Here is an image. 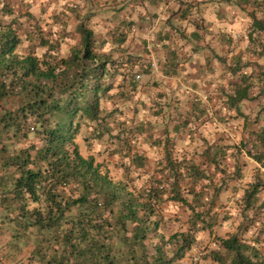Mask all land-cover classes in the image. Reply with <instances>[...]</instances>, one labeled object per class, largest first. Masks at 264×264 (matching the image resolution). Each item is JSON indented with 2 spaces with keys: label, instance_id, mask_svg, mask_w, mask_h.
Wrapping results in <instances>:
<instances>
[{
  "label": "trees",
  "instance_id": "obj_1",
  "mask_svg": "<svg viewBox=\"0 0 264 264\" xmlns=\"http://www.w3.org/2000/svg\"><path fill=\"white\" fill-rule=\"evenodd\" d=\"M188 5L184 8L185 20H191L199 29L205 26L207 20L188 19L187 16L193 11L199 15L206 10L197 8L192 2ZM218 5V1L214 3L216 9ZM68 6L70 11L81 7L77 2ZM126 7L135 8L132 3L125 6L117 3L113 9L116 15H109L107 19L112 20V26L98 35L81 20L76 26L81 34V44L73 48L70 55L64 56L61 46H57L60 42L56 44L50 40V35L30 30L25 32V37L14 26L17 20L4 23L1 14L13 12L7 4L0 6V144L5 133L13 138H26L30 132H35L42 143L23 147L1 162L0 212L13 227L11 240L6 245L10 246L9 253L10 249L21 253L23 246L33 239L35 245L27 264H181L196 241L197 231L215 224L210 221L207 225L204 210L197 212L182 193L202 195L207 187L216 184L218 167L223 161L219 147L209 146L202 152L195 150L191 157L182 160L172 158V150L168 147L166 164L163 167L161 164L162 168H158L159 171L142 186L133 185L128 178L133 167L142 169L149 163V158L132 144L131 136L143 133L154 123L153 119L147 118L139 120L135 128L128 127L129 120L113 117L114 109L109 110L102 104L103 100L112 103L109 97L115 94H111L114 83H110L107 76L115 77L126 67L128 77L125 76L126 82L118 86L122 88L118 95L127 97L129 92L142 90L141 77L152 66L151 62L140 58L141 54L131 51L126 54L125 50L115 52L116 48H113V45H124L128 30L138 23L143 24L141 21L146 17L139 15L141 21L132 20V14L125 12ZM99 9L105 15L110 13L107 3ZM119 14L124 19L116 24L112 18ZM250 24L248 34L255 46L259 40L254 33L264 32V22L252 15ZM172 30L160 32L151 41L170 46L164 40L170 42ZM23 38L31 43L21 56L17 49ZM36 39L41 46L35 48ZM141 44L146 47L150 41L143 38ZM40 49L44 51L39 52ZM177 54L176 50H170L165 60L167 67L173 68L172 74L178 70ZM235 60V71L243 70L249 64L241 53ZM241 73L240 83L235 84V91L230 94L233 109L251 99L256 78L264 79V70ZM261 90L264 93L262 87ZM166 100L165 95L158 103ZM195 105L193 110L198 114L202 106ZM165 107L153 108V117L164 120L169 115ZM84 118L96 121L93 129L96 137L109 135L111 145H115L105 151L122 158L121 167L126 171V179H115L111 175L109 160L99 162L94 154L85 156L81 152L76 139L80 134V119ZM188 118L187 114H179V123L167 137L189 125ZM116 128H119L118 132H115ZM252 133L256 138L253 146L258 151L249 153L264 164V128ZM89 139L87 137L86 141ZM154 142L164 144L162 140L155 139ZM8 148L2 147L3 153ZM240 173L237 160L233 175L240 176ZM203 180L209 182L197 190L198 183ZM262 194L264 180L259 177L246 188L242 197L244 221L239 229L246 231L258 222H261L260 227L251 241L240 231L218 237L225 253L213 250L210 254L218 264H264ZM167 199L187 204L196 217L190 219L187 231L175 233L166 241L160 234L164 216L159 215V208ZM199 221L204 223L202 227H198ZM169 244L175 245L172 254L167 250Z\"/></svg>",
  "mask_w": 264,
  "mask_h": 264
},
{
  "label": "rangeland",
  "instance_id": "obj_2",
  "mask_svg": "<svg viewBox=\"0 0 264 264\" xmlns=\"http://www.w3.org/2000/svg\"><path fill=\"white\" fill-rule=\"evenodd\" d=\"M69 1L77 2L81 7H75V10L70 11L68 6ZM217 1L220 3L223 0H216L215 2ZM224 1L226 9L224 18L229 23V28L237 25L240 27L246 26L245 28L248 26L249 28L251 24H246L251 18L250 15L255 11L254 7H243L240 3L241 0ZM100 2H103V5H105V0H0L1 7L7 4L8 8L13 12L12 14L9 12L1 14V17L6 24L17 20L14 26L18 27L19 33L24 36L25 32L30 30L37 31V34L43 32L48 37L50 35V40L56 41V44L60 42L57 46H61V49L64 48L65 43L71 45V42L67 41V38L72 37L73 42L76 43L74 47H78L80 46L78 43L80 42L81 34L76 29V26L81 20L97 32V35L104 33L105 29L112 26V20L107 21V19H103L102 16H105V14L99 9L102 7ZM223 6L224 3L223 5H218L217 8L220 12L223 11ZM227 10H229V16ZM247 12L248 16H246ZM30 13L32 15H29ZM253 15L257 16L258 14L254 12ZM212 16H215L214 11L211 12V18ZM196 18L207 20L203 12H200L199 15L195 13L193 19ZM107 23L109 25L106 27ZM149 30V24L138 23L128 30L129 35L124 45H118L116 47L113 45V48H116L115 52L125 50L126 54L129 51L135 52L137 55L141 54L142 57L140 58L146 59L151 63L156 60L158 61V67L154 68V66H151L150 71L141 77L142 90H139L138 93L129 92L127 93V97L118 95V92L122 91V88L118 86L126 82L124 79L125 76L128 77L126 67L123 72H119L115 77L107 76L110 79L109 82L114 83L111 94H115L112 98L109 97L112 103L103 100L102 104L109 110L114 109L115 113L113 117L117 116L119 119L129 120L128 127L135 128L139 120L142 119H153L154 124L150 128H146L143 133H138L137 135L132 134L130 140L134 146L139 147V150L149 158V163L145 168L137 169L133 167L130 172V177L128 178L137 187L142 186L146 179L157 173L159 171L158 168H162L166 164L164 162L167 158L166 149L168 147L172 150V158L179 160L187 156L191 157L195 150L202 152L209 146L219 147L220 152H222L220 158L223 160L220 167H218L219 170L216 176L218 178L217 182L219 183L216 182L215 185L207 187L202 195L188 194L185 191L182 193L196 207L197 212L204 210L207 225L210 221L215 222V224L211 228L197 231L196 241L192 249L188 252L187 257L180 261L181 264H218L210 255L213 250L225 253L218 237H227L236 231H240L245 239L251 241L255 237L257 228L261 224V222H258L257 226H251L246 231L239 229V225L244 221L242 215L244 201L242 197L245 194L246 188L259 177H262L264 180V164L257 162L249 153L258 151L257 147L253 146L256 138L252 131L264 128V93L261 92L263 91L261 87L264 89V79L261 77V79L256 78L255 85L250 92L251 99H247L242 106L237 105V108L234 107V112L229 118H222V115H218L214 111H219L218 107H222L224 104V95L219 93V91L231 88L234 93L235 84L240 83L241 72L246 71L251 73L252 70H255L254 67L256 65L261 64L260 61L262 59L256 61L258 56L257 49L250 39H248V44L246 43L243 46L239 44L238 48L232 49L230 54L221 45L215 48L209 45L208 49L203 50L201 58L199 59L200 61H197L195 70H181V64L184 62H179L178 70L172 74L171 71H173V68L169 72L165 70V60L169 51L159 46L156 50V45L151 41L153 39L148 36ZM247 31L248 29L245 31L246 34ZM202 32L205 34V30ZM179 36L177 35L178 38L174 40L181 44V41H184L181 39H185L186 35L181 38ZM143 38L150 41V44L146 47L141 44ZM236 39L240 40V35ZM37 40L35 42V48L41 46L39 45L40 41ZM172 40L170 39V41ZM30 43V41L23 38V42L19 45L17 53L21 56L24 55L25 49ZM216 43L218 42L216 41ZM74 47L69 48L65 53L62 52V55H70ZM187 47L192 48V45ZM213 51L218 52L217 54L219 55L213 54ZM239 53L243 54L244 61H248L249 64L247 67L249 69L244 67L243 70L235 71V56ZM232 54L233 56H231ZM208 55L212 59L211 61H208ZM185 56L183 51H179L178 57L180 60L185 58ZM216 61L220 62V65ZM206 62L209 66H207L204 72L197 70L201 64H205ZM211 67H215V70H210ZM223 75L229 76L228 80L231 82L230 87L228 84H224L227 78H222ZM200 84H202L203 91L199 90V92L196 88ZM165 95L167 100L159 104V100ZM200 96H203V99L200 100V105L202 106L201 112L198 114L195 113L188 118L190 120L189 125L182 126L181 131L175 134L172 133V137H167L169 132L174 129L175 124L179 123V114L182 113L185 115V112H194L190 102L195 97ZM162 106H166L165 110L169 111L167 113L169 115L164 120H159L153 117L152 110L153 108L159 109ZM228 116L229 114L227 113L226 117ZM80 122V134L77 135L76 141L80 146L81 152L85 156L94 154L99 162L109 160L111 175L115 179H126V171L121 167L122 158L118 155H110L105 151L115 145H111L109 135L96 137L93 131L97 124L96 121L92 122L84 118L80 119ZM119 128H116L115 132H118ZM87 137L90 138V141H86ZM167 138L169 139L167 140ZM155 139L162 140L164 144H157L154 142ZM32 143L37 145L42 144L40 137L35 132H30L26 138L23 136L13 138L12 135L5 133L0 144V174H2V160L7 158V156L18 153L21 148L27 147ZM165 143L168 145H166V148ZM256 144L259 147L262 146L258 140H256ZM2 147L9 148L3 153ZM212 148L211 151L213 152L214 150ZM237 160L241 166L240 176L233 175ZM161 164H163L162 167ZM213 167L214 165H212V172L214 170ZM222 170L226 172L223 173ZM208 182L209 180H203L198 183L197 190H201V186ZM260 198L264 201V194L260 195ZM159 210V215L164 216L160 234L164 236L166 241L175 233L187 231L190 219L192 218L193 220L196 217L194 215L195 211L193 212L190 206L172 199H167L163 203V206H160ZM0 224V264H27L35 241L32 239L28 245L23 246L21 253H16L12 249H10L9 253L10 246L6 244L11 240L13 227L3 219L1 212ZM203 224L202 221H199L198 227H202ZM32 238L35 237L33 236ZM23 244L24 241L22 242ZM174 247V244L167 246L170 254H172Z\"/></svg>",
  "mask_w": 264,
  "mask_h": 264
},
{
  "label": "crops",
  "instance_id": "obj_3",
  "mask_svg": "<svg viewBox=\"0 0 264 264\" xmlns=\"http://www.w3.org/2000/svg\"><path fill=\"white\" fill-rule=\"evenodd\" d=\"M215 1L216 0H105V5L107 3V8L110 11V13L108 12L109 14H106L105 16H102V17H103V19L104 18L108 19L109 15H116V13L114 12L113 9H114L115 5H117V3L119 5H124V6L127 5L128 3H132V6L134 5L135 8L129 9V7H126L125 12L132 14V18H131L132 20L134 19V20L141 21L139 19V15H145L146 16L144 21H141V22L142 23L144 22L143 24H145V25L149 24V28H150L149 33H148L149 38L154 39V38L158 37L160 32L173 29L171 31L172 35L170 36V39H173V40L170 42L164 40L165 43H170V46H165V47L162 46V44H161L162 41H161V43H160L161 45H159V43L154 44V45H156L155 48L157 50V48L159 46L162 49H166L167 51L176 50L178 52V54H179V51L180 52L183 51L186 56H185V58H183L181 60L179 59V62H184L183 64H181V70L185 69L187 71H189V70L191 71L192 69H194V70L196 69L197 61H200L199 59L201 58V54H202L203 50L208 49L209 45L212 48L219 47V45H221V46H223V49L224 50L227 49L226 50L227 53L230 54L232 52V49L238 48L239 44H242V46L246 45V43L248 44V39H250V34H248L249 33L248 26H247V28H245L246 26L240 27L237 25V26H232V28H229V23H227L226 19L224 18L225 13H226L225 1L223 0V1H220V3H218L221 5H223V3H224V6H223L224 8H222L223 9L222 12H220V10L218 8L216 9V7H214ZM190 2L194 3L195 6H197V8L198 7L204 8L207 11V12L204 11V15L207 19V24L205 26L201 27V28H203V30H201V28L199 29V27H197L195 24H192L191 20H185L186 18L183 15L184 8L186 6H189L188 3H190ZM72 3H74V2L69 1L68 4H72ZM108 3L111 4L110 5L111 7L108 5ZM240 3L242 4L243 7H248V6H250V8H251V6L254 7V10H255L254 12L258 14L256 17L259 20H262L264 22V0H241ZM206 5H208L209 8ZM101 6H103V2H101ZM212 11H214L215 16H212V18H211V12ZM227 12H228V16H229V10H227ZM253 13L250 15L251 18H250V20H248V23L246 25H249L252 22ZM194 14H195L194 11L191 12L187 16V18L192 19ZM246 16H248V12H247ZM112 19L116 24H120L123 21L124 16L119 14L118 17L113 16ZM99 20H100V18H99ZM247 29H248V31L246 34L245 31ZM106 30H109V29H105V31ZM204 30H205V34H203V32H202ZM215 31H217V32H215ZM179 34H180V36H179ZM177 35L179 36V38L186 35L185 39H181V40H184V41H181V44L179 42H177L176 40H174V39L178 38ZM239 35H240V40L236 39ZM254 35L258 36V40H259V42H257V44L255 45V48H257L258 52L259 51L261 52V53H258L256 61H260V59H262L260 61L261 64L256 65L254 67V69H256L257 71L264 70V63L262 64V62L264 61L263 60L264 59V32L262 33V32L257 31L254 33ZM188 38H190V39H188ZM208 38H209V40H208ZM67 39H68L67 41L71 42V45H69L68 43L67 44L65 43L64 48L62 49L63 53L67 52L69 48L74 47V45L76 44L75 42H73L72 37L67 38ZM191 40H192V42H190ZM211 41H212V43H211ZM216 41L218 43H216ZM188 42H190V43H188ZM178 43H179V45H178ZM79 44H81V36H80V42L78 43V45ZM189 45H192V48H188L187 46H189ZM168 47H170V48H168ZM181 47H183V48H181ZM179 48H181V49H179ZM214 53L216 55H219V54H217L218 52L213 51V54ZM237 53H233V54H237ZM233 54L231 56H233ZM177 55H176V58L178 61ZM207 59H208V61L212 60L209 55H208ZM216 62L218 63V65H220V62H218V61H216ZM167 66L168 65L165 66V70H166V72H169L170 67L168 68ZM201 66H199L197 68V70L204 72L207 69V62L205 64L204 63L201 64ZM246 68L249 69V67H246ZM210 70H215V67H213V68L211 67ZM226 78H227V80L224 81V84H228L230 87L231 82L228 80L229 76H227ZM200 88H202V84H200L199 87L196 88L197 91H199V90L203 91V88L202 89H200ZM219 93L224 95L223 96L224 104L222 105V107H218L219 111H214V112H216V114H218V115H223L224 117L228 113L229 114L228 117H230V115H232L234 112L233 106L230 103V94L233 92H232L231 88H227V89L219 91ZM201 99H203V96L195 97V99L190 102L192 109L196 106L195 104H197V105L199 104L197 107L201 106L200 105ZM217 99H218V97H217ZM186 114L191 117L195 113L194 112H185V115ZM0 226H1V224H0Z\"/></svg>",
  "mask_w": 264,
  "mask_h": 264
},
{
  "label": "built area",
  "instance_id": "obj_4",
  "mask_svg": "<svg viewBox=\"0 0 264 264\" xmlns=\"http://www.w3.org/2000/svg\"><path fill=\"white\" fill-rule=\"evenodd\" d=\"M157 65H158V61L154 60V61L152 62V66H154V68H155V67H158ZM156 69H158V68H156Z\"/></svg>",
  "mask_w": 264,
  "mask_h": 264
}]
</instances>
